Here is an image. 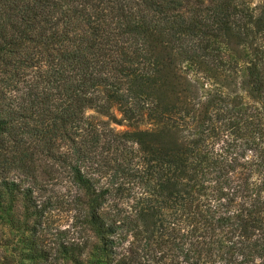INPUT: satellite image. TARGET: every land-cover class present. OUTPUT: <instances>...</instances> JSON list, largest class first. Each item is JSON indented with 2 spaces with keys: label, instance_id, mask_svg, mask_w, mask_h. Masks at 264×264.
Segmentation results:
<instances>
[{
  "label": "trees",
  "instance_id": "1",
  "mask_svg": "<svg viewBox=\"0 0 264 264\" xmlns=\"http://www.w3.org/2000/svg\"><path fill=\"white\" fill-rule=\"evenodd\" d=\"M256 103L264 0H0V223L24 258L45 260L34 191L65 173L104 264L121 230L152 236L164 222L169 255L147 264H221L218 231L262 227L238 126ZM130 196L132 215L118 205ZM256 244L243 254L262 257ZM57 249L76 262L83 246Z\"/></svg>",
  "mask_w": 264,
  "mask_h": 264
},
{
  "label": "rangeland",
  "instance_id": "2",
  "mask_svg": "<svg viewBox=\"0 0 264 264\" xmlns=\"http://www.w3.org/2000/svg\"><path fill=\"white\" fill-rule=\"evenodd\" d=\"M248 102L252 103L251 100ZM254 105L255 108H247L245 116L239 121L238 126L244 127L251 133L253 147L246 149L243 155V160H248L250 163L249 168L252 174L249 180L251 195L246 205H249L251 201L256 202L254 205L258 207V210L255 215L261 219L262 227L244 238L225 235V227L228 224L218 231L216 236L221 239L219 246L222 252L221 264H260V262L264 264V251H262V257L254 256V253L243 254L246 250L245 245L252 241L258 244L264 240V106L257 103ZM87 113H91V111H87ZM112 126L116 130L122 128L121 126ZM223 137L222 135L216 137V148L220 145L225 146ZM141 186L137 183V179H134L130 191L136 195L141 190ZM71 195L72 188L65 173H61L58 178L51 181L42 182L39 189L34 191L38 204L42 205L41 216L35 221L34 237L47 250L48 257L45 260L24 258L25 249L23 250L18 240L19 234L10 230L2 222L0 223V264H104L103 257L94 258L92 256L91 245L97 243L96 238L84 229L85 226L75 218L77 212L70 203ZM134 200L131 196L120 199L118 204L120 210L132 215L137 206ZM235 208V206L231 207V213ZM162 226L152 236H147L142 232L124 233V230H121L115 254L110 259L112 264L151 263L158 259L157 254L161 251L166 253V255L163 254L166 258L169 255V224L164 222ZM155 240L157 244H154ZM60 242L66 246H83V250L77 254L76 262L68 259L66 257L68 255L57 251Z\"/></svg>",
  "mask_w": 264,
  "mask_h": 264
}]
</instances>
